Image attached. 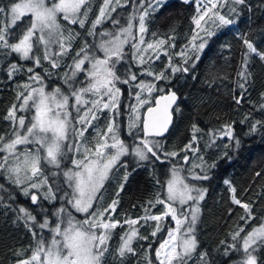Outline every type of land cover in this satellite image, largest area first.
<instances>
[{
    "label": "snow or ice",
    "instance_id": "snow-or-ice-1",
    "mask_svg": "<svg viewBox=\"0 0 264 264\" xmlns=\"http://www.w3.org/2000/svg\"><path fill=\"white\" fill-rule=\"evenodd\" d=\"M183 2L187 4L191 0ZM165 3L166 0H102L94 18L96 0H9L0 3V55L15 54L20 61H30L34 66L27 67L28 79L18 85L17 103L12 104L4 117L10 122L9 131L0 133V177L19 188L36 206L35 209L26 206L13 209L18 213L16 219L23 222L34 241L29 245L30 254L25 255L29 249L16 251L15 255L20 258L13 264H106V257L112 255L111 241L117 227L125 230L113 258L119 257L123 264L129 255H137L133 244L148 239L140 232V227L155 221L150 233L155 237L162 231L160 222L169 216L175 227L168 230L167 238L155 250L159 264H189L197 252L196 226L200 204L208 189L190 181H210L219 160L230 164L229 151L238 153L242 142L235 135L232 124L208 130L209 147L216 145L218 139L227 138L229 142L224 145L229 151L220 153L218 159L209 163L203 155H197L202 139L197 133L202 130L193 123L190 141L178 151H168L164 141L173 124V105L179 97L172 88L165 91L158 87L157 82L164 80L171 84L177 73L187 74L194 68L217 30L234 24V17L240 12L238 6L245 5L247 0H197L192 33L175 53L171 51L176 48L175 30L166 36L153 32L152 38L146 39L149 17ZM129 5L131 10L125 17L113 15ZM225 8L227 14L223 12ZM109 21L112 28H102ZM71 26L85 31L81 33ZM77 40H81V44L71 55L72 63L65 65L69 69L63 76L67 89L56 86L46 90L45 77L55 73L44 69L41 75L35 69L42 68L44 63L51 69L61 68L64 58L73 53ZM241 40L246 52L237 72L239 80L236 83L241 92L233 96L236 104L242 102L248 91L251 57L255 55L264 61V51L246 35H242ZM128 47L132 59L142 67L139 74L131 69L121 71L119 67L128 55ZM161 56L167 57V64L157 71L153 64ZM174 56L180 58L179 63H173ZM23 69V65L9 62L4 70L7 78L12 79ZM81 74L86 84L78 79ZM140 76L152 79H139ZM118 84H132L136 89L129 93L136 101L128 107L131 115L127 135L131 142L122 138L120 117L124 109ZM154 92L164 94L153 98ZM261 99L264 100V93ZM141 108L146 113L143 119ZM259 109L264 110V103ZM179 110L177 105L175 111ZM105 112L107 123L104 126L94 124ZM244 119L249 117L246 115ZM90 128L95 129V135L88 139L86 133ZM259 128H264V121H255L249 131L255 133ZM181 152L185 155L180 156ZM69 153H72L71 167H63ZM125 157L130 159L125 160ZM155 162L171 163L167 178L163 182L157 179L165 190L164 198L158 194L154 202L148 201L144 214L139 217L115 219L120 194L130 177L137 169ZM255 175L261 173L257 171ZM61 176L62 182L58 179ZM113 179L117 180L116 190L105 203L106 185ZM223 182L228 186L232 203L244 210L245 215L240 219L245 224L258 220L247 232L243 226H238L231 233L234 243L226 246L224 255L237 252L239 259L235 264H264V255H261L264 252V215L257 217L253 205L237 197L231 181ZM0 192H7L8 200L15 199L3 183H0ZM57 193L62 195L58 197ZM3 199L0 196V200ZM57 199L62 203L52 212L42 203ZM155 204L164 205L160 214L151 212ZM74 213L82 214L83 218H77ZM45 230L49 235L44 234ZM199 260L202 264H210L207 252L199 253ZM148 264H152L151 259Z\"/></svg>",
    "mask_w": 264,
    "mask_h": 264
},
{
    "label": "trees",
    "instance_id": "trees-1",
    "mask_svg": "<svg viewBox=\"0 0 264 264\" xmlns=\"http://www.w3.org/2000/svg\"><path fill=\"white\" fill-rule=\"evenodd\" d=\"M8 2L9 0H0V3ZM196 2L197 0H191L190 3L186 4L183 0H166L164 7L149 17V33L146 39H151L153 32L158 36H166L175 30L176 48L171 51L173 53L178 52L187 43V37L191 35L194 28L192 18L196 15ZM100 3L102 0H96L95 11L97 13ZM238 7L240 12L238 16L234 17V24L217 30V34L212 37L194 68H191L187 74L177 73L172 78L171 84L164 80L157 82L158 87L164 88L165 91L172 88L180 98L178 102L180 110L178 112L174 110L172 129L164 141L168 151H178L190 141L193 123L202 130L197 133L198 136L202 137L199 141L200 152L197 155H203L209 163L218 159L220 153L229 151V149L224 148V145L229 142L227 138L218 139L216 145L209 147V137L206 134L208 130L218 129L226 123L232 124L235 135L242 142V147L238 153L229 151V155L232 157L230 164L219 160L217 168L212 170L210 181H190L206 187L208 192L202 203L201 219L197 228L199 247L189 264H202L199 260V253L201 252L208 253L210 264H235V261L239 259L237 252L233 251L228 256L224 255L226 246L234 243L231 239V233L238 226H243L247 232L258 223V220L254 219L245 224V221L240 219L241 216L245 215L244 210L232 203L231 193L228 186L224 184V180L231 181L237 190V197L242 202L253 205V212L257 217L264 215V128H259L255 133L249 131L252 123L257 120L264 121V110L259 109L260 104L264 103V100L261 99V93H264V61H261L258 56L253 55L250 60L251 77L244 99L240 104H236L233 99L234 95H239L241 92L236 83L239 80L237 72L244 59L243 53L246 52L241 36L246 35L260 51H264V0H247L245 5ZM130 10L131 5L128 8L118 9L117 13L113 15L123 18ZM223 12L227 14L228 9L225 8ZM76 28L78 29L77 26ZM102 28L111 29V21L103 24ZM80 32L82 33L83 30ZM84 38L89 41L92 40L91 37ZM126 52L128 55L124 63L119 66L121 71L131 69L133 73L139 74L142 67L138 66L132 59L131 48H126ZM179 61V57H173V63H179ZM9 62H17L24 66V69L12 79L7 78L4 70ZM189 63L191 64V61ZM166 64L167 57L161 56L159 60L155 61L153 68L159 71ZM65 65L63 64L59 69H51L49 64L44 63L42 68H36L35 71L44 75V69H48L55 74L51 77H45V84L49 88L55 84L62 86L63 74L68 70ZM27 67L34 66L30 61H20L15 54L0 55V133L10 129V122L6 121L4 117L12 104L17 103L18 85L28 79ZM139 79L151 80L152 78L140 76ZM118 85L124 97L121 107L125 110L133 99L129 93L136 91V89L133 88L132 84ZM162 94L164 93L154 92L152 96L156 98ZM142 112L143 116L144 109ZM246 115L249 117L248 120L244 119ZM106 117L107 112L103 113L101 119L95 124L104 126L107 123ZM91 132L93 133L90 128L89 133ZM123 138L130 139L128 135H123ZM183 155L185 153L181 152L180 156ZM188 155L191 156L192 154L188 153ZM68 157L71 160L72 153H69ZM179 159L177 157V160ZM193 159L195 158L193 157ZM70 160L66 161L63 167H71ZM170 167L171 163L155 162L151 166L145 165L137 169L120 194V203L114 218L123 221L125 217H139L144 214V206L147 205L148 201L154 202L158 194L164 198L165 190L161 188V184L157 183V179L163 182L167 178ZM183 167L188 168V165H183ZM257 171L261 173L260 176L255 175ZM120 172H123V169H120ZM58 179L60 182L63 181L62 176ZM0 183H3L15 197L14 200H8V193L0 192V195L4 197L3 200H0V264H13L16 259L20 258L15 255L16 251L29 249V245L34 243L31 233L24 227L22 221L16 219L18 213L13 209L17 206L35 209L36 206L31 204L30 198L25 197L19 188L9 184L3 177H0ZM116 186V179L111 180L110 184L106 185L108 193L105 203L112 198ZM41 191L43 192V190ZM57 195L59 197L62 193H57ZM42 203L44 207L49 209V212H52L61 205L62 201L57 199L54 202L42 201ZM230 209L231 214H229ZM163 210L164 205L161 204H155V207L151 208V212L154 214H160ZM50 218L53 219V217ZM160 223L162 231L158 232L155 237L150 235L153 226L156 224L155 221H148L145 227L137 225L140 227V232L146 229L148 241L153 238L156 239L152 244L145 241L137 243L135 245L136 251L141 253L132 256L127 263L123 262V264H135L136 262L148 264V259H151L152 264H159L155 257V250L162 240L167 238V232L173 226L171 218ZM124 230L120 227L115 229L111 241L112 246L120 241V235ZM36 231L39 232V229L37 228ZM241 235L243 236L244 233ZM222 241L224 243H221ZM237 246L239 247V245ZM28 254H30V249L25 253V255ZM261 255H264V252ZM106 264H121V261L111 263L106 258Z\"/></svg>",
    "mask_w": 264,
    "mask_h": 264
},
{
    "label": "rangeland",
    "instance_id": "rangeland-1",
    "mask_svg": "<svg viewBox=\"0 0 264 264\" xmlns=\"http://www.w3.org/2000/svg\"><path fill=\"white\" fill-rule=\"evenodd\" d=\"M95 10H96V7L94 8V10H93V13L95 12ZM93 13H92V18H93ZM71 27H73L76 31H79L80 32V30H83V32L82 33H84V29H80L78 26V29L76 28V26H71ZM87 27V26H86ZM84 37H82V39H83ZM80 44H81V40H77L76 41V43L74 44V46H73V53H70L69 54V56L68 57H66V58H64V61H63V64H66V65H68V64H71L72 63V61H71V55L72 54H74V51L80 46ZM63 64L61 65V67L63 66ZM87 66V65H86ZM67 71H69V69L67 70ZM63 76H64V74H63ZM54 77V76H53ZM78 79H80V80H85L84 79V77H83V74H81L80 75V77H78ZM84 84H86V81L84 82ZM47 85V84H46ZM48 86V85H47ZM56 86H60V85H57V84H55L54 86H52L51 88H54V87H56ZM80 86H84V85H80ZM118 87H119V85H117ZM61 87H63V88H65V90L67 89V86L66 85H62ZM51 88H46V90H51ZM120 88V87H119ZM121 89V88H120ZM121 93L123 94V92H122V90H121ZM121 94V97H120V100H121V105H122V102H123V95ZM153 95V94H152ZM132 100L129 102V104H128V106H127V108L123 111V115L120 117V121H121V123H122V138H123V135H126L127 136V122H128V119H129V116L131 115V113H130V111L128 110V107H129V105H134L135 103H136V101H135V99H134V97L132 96ZM143 109L144 108H141V110H140V114H141V118L143 119V116H142V114H143ZM74 115H75V113H73ZM18 115H20V113H18ZM101 116H102V114H101ZM96 122V121H95ZM95 122H94V124H95ZM103 123V122H102ZM90 130V129H89ZM91 131H93V133L91 132V133H86V137L88 138V139H91L92 138V136H94L95 135V129L94 128H91ZM128 141L129 142H131V138L129 139L128 138ZM0 155H2V154H0ZM125 160H128V159H130V157H125L124 158ZM70 160V158L67 160V161H69ZM71 161V160H70ZM196 184H198V183H196ZM33 191H35V190H33ZM1 196V195H0ZM202 203H203V201L201 202V204H200V208H201V212H202ZM70 207V206H69ZM76 216H77V218H80V219H82L83 217H82V214H79V213H74ZM167 218H171L170 216L169 217H165L164 218V220H166ZM53 219H55V217H53ZM200 219H201V213H200ZM200 219H199V222H200ZM164 220L162 221V222H164ZM199 222H198V224H199ZM165 223H166V221H165ZM198 224H197V226H196V236H197V228H198ZM172 225L173 226H171V228H174L175 227V222L174 221H172ZM40 231V230H39ZM141 233L143 234V235H146L147 236V234H146V229H143V230H141ZM45 235H49L48 233H47V230H45V233H44ZM113 237H114V235H113ZM148 239H149V237H148ZM148 239L147 240H137L134 244H133V247L134 248H136V244L137 243H140V242H142V241H145L146 243L148 242V243H150V244H152L154 241H155V239L156 238H153L152 240H149L148 241ZM118 244H119V242L118 243H115L114 244V246H112V244H111V248H110V252L112 253V255H109V256H107L106 258H108V260L111 262V263H115L116 261H120V258L119 257H115V258H113V255H114V253H115V250H116V248H117V246H118ZM199 244V243H198ZM158 247H159V245H158ZM138 253H141V252H138ZM137 253V254H138ZM197 253V252H196ZM196 253H194L193 255H192V258L194 257V255L196 254ZM150 255V254H149ZM139 256H140V254H139ZM132 256L131 255H129L123 262L124 263H127L128 262V259L129 258H131ZM191 258V259H192ZM197 258V257H196ZM135 264H138V262H136Z\"/></svg>",
    "mask_w": 264,
    "mask_h": 264
},
{
    "label": "water",
    "instance_id": "water-1",
    "mask_svg": "<svg viewBox=\"0 0 264 264\" xmlns=\"http://www.w3.org/2000/svg\"><path fill=\"white\" fill-rule=\"evenodd\" d=\"M178 95V94H177ZM179 97V96H178ZM180 99V98H179ZM179 99L177 100V103H176V105H173V122H174V110H175V108L177 107V105H178V102H179ZM154 105V104H153ZM146 115V113L144 112V115H143V118H144V116ZM173 125V124H172ZM172 125H171V127H170V129H169V133H170V130L172 129ZM168 133V134H169ZM168 134H166L167 136H168Z\"/></svg>",
    "mask_w": 264,
    "mask_h": 264
},
{
    "label": "flooded vegetation",
    "instance_id": "flooded-vegetation-1",
    "mask_svg": "<svg viewBox=\"0 0 264 264\" xmlns=\"http://www.w3.org/2000/svg\"><path fill=\"white\" fill-rule=\"evenodd\" d=\"M94 14H97V12L95 11ZM94 14H93V16H94Z\"/></svg>",
    "mask_w": 264,
    "mask_h": 264
}]
</instances>
